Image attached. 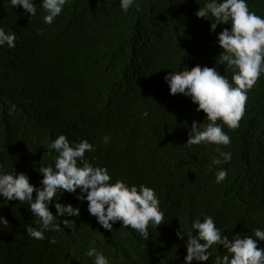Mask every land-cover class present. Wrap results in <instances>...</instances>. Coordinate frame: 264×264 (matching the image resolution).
Listing matches in <instances>:
<instances>
[{
    "label": "trees",
    "instance_id": "obj_1",
    "mask_svg": "<svg viewBox=\"0 0 264 264\" xmlns=\"http://www.w3.org/2000/svg\"><path fill=\"white\" fill-rule=\"evenodd\" d=\"M34 2L31 20L22 7L0 0V28L16 36L15 48L0 47V169L24 173L40 187L38 170L54 165L57 155L47 154L48 143L61 134L87 140L95 150L86 158L107 167L112 182L155 189L163 220L149 226L148 240L122 222L105 230L87 201L59 191L53 214L60 202L79 207L80 215L57 216L62 230L36 240L27 235L26 227H36L28 203L0 198L8 221L0 222V264H94L86 256L93 246L110 264H184L187 238L176 233L187 234L196 218L212 216L230 240L264 229V73L247 93L239 126H223L231 143L220 147L232 159L219 166L212 164L215 144L185 145L193 121L209 123L206 113L184 95H171L164 80L204 66L231 80V70L217 64L218 34L231 25L212 32L213 21L195 15L209 0H138L139 10L127 14L120 0H67L51 25L43 22L42 0ZM247 3L264 16V0ZM220 167L228 174L217 184ZM65 218L75 223L64 228ZM209 251L208 261L193 264H215L226 254L218 244Z\"/></svg>",
    "mask_w": 264,
    "mask_h": 264
},
{
    "label": "clouds",
    "instance_id": "obj_2",
    "mask_svg": "<svg viewBox=\"0 0 264 264\" xmlns=\"http://www.w3.org/2000/svg\"><path fill=\"white\" fill-rule=\"evenodd\" d=\"M8 3L12 9L22 7L25 13L31 14V20L37 14L34 0H8ZM66 3L67 0H42L39 5L44 12L43 22L53 24ZM133 6L139 10L138 0H120V8L125 14ZM195 15L199 19L213 21L212 32H216L220 24L231 25L230 29L224 28L218 34L222 52L217 58V64L226 65L231 70V80L218 72L216 67L207 66L169 72L164 80L171 95H184L198 105L197 112L206 113L205 120L209 123L193 121L185 145L215 144L217 155L213 156L212 164L219 166L232 159V153L220 147L231 143L223 126L229 129L239 126L248 99L247 93L264 73V16L250 11L247 0H209ZM5 45L9 49L15 48L16 36L14 32L0 28V47ZM103 139L107 143L109 137ZM94 150L87 140L70 141L66 135H59L47 145V154L55 152L57 155L54 165L38 170L43 176L40 187L30 183V178L24 173L17 175L15 170L6 173L0 169V198L9 202H27L35 218L36 227H26L30 238L43 240L45 232H60L62 228L61 223H57V216L80 215L79 207L60 202L55 203L56 215L53 214L49 206L59 191L76 194V199L87 201L89 214L96 217L97 223L105 230H112L114 223L122 222L123 227H130L140 238L148 240L149 226L157 227L162 223L163 213L155 189L144 184L129 185L123 179L112 182L107 167L96 166L86 158L85 154ZM227 174L226 169L218 168L215 182L222 183ZM0 222L8 224L2 216ZM61 222L64 228H69L70 222L75 223L67 218ZM176 235L182 240L187 238L184 264L208 261L212 256L209 249L217 244L226 250V254L218 256L215 264H264V247H258V241L264 242V229L260 227L254 229L252 236L241 237L237 234L230 240L221 233L214 218L206 215L203 220H193L187 234L177 231ZM55 243V237L49 239V244ZM86 256L94 258V264H110L109 259L94 246L87 250ZM132 259L136 257L132 256Z\"/></svg>",
    "mask_w": 264,
    "mask_h": 264
}]
</instances>
